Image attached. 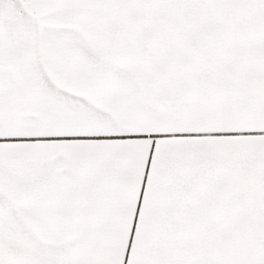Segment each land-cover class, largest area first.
<instances>
[{
  "label": "snow or ice",
  "instance_id": "snow-or-ice-1",
  "mask_svg": "<svg viewBox=\"0 0 264 264\" xmlns=\"http://www.w3.org/2000/svg\"><path fill=\"white\" fill-rule=\"evenodd\" d=\"M0 264H264V0H0Z\"/></svg>",
  "mask_w": 264,
  "mask_h": 264
}]
</instances>
